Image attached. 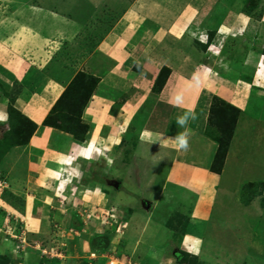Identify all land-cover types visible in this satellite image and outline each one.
<instances>
[{"label": "rangeland", "instance_id": "obj_1", "mask_svg": "<svg viewBox=\"0 0 264 264\" xmlns=\"http://www.w3.org/2000/svg\"><path fill=\"white\" fill-rule=\"evenodd\" d=\"M44 1L0 0V112L7 117L0 121V264H154L158 259L161 264H179L175 252L178 245L173 242H178L183 232L200 236L201 242L197 260L190 259L186 264H264V206H245L242 203L247 196H234L233 201V196L221 190L212 198L209 216L201 223L192 218L190 224L192 196H157L167 169L165 161L152 159V149L147 154L141 152L146 143L137 127L145 121L143 115L132 119L123 134L115 130L107 134L109 126H104L100 137L114 139L118 134L119 145L108 151L97 145L104 154H94L87 162L77 155L71 172H77L78 177L63 179L56 175L53 183L49 177L44 182L48 172L45 163L56 151L65 153V144L74 136L65 129L46 128L43 120L48 103L39 104L47 81L59 80L66 87L79 71L96 77L93 92L110 96L108 89H114L111 95L120 96L129 92L133 80L121 73L124 67L129 74L141 76L144 70L140 63L149 59L151 66L161 65L158 56L170 55L172 49L183 54L192 50L193 57L202 56L197 57L198 62L216 68L226 62L229 72L235 74L253 49L250 39H264V26H259L264 23V0H235L228 11L223 8L230 0H71L70 5L69 0H53L59 6L68 5V9L60 7L66 9L67 19H60L61 24L54 26L44 19L31 25L35 9L44 6ZM223 14L229 16V26L240 15L258 22L239 31H227L230 34L225 41L209 40L204 46L199 39L208 37L206 29L224 21ZM44 28L46 36L41 35ZM31 30L37 31L39 40H32L29 50L23 43ZM212 32L214 37L217 31ZM130 34L131 39H125L123 46L115 40ZM177 35L181 39L177 40ZM101 43L112 44L111 50L105 48L107 54H113L118 46L117 51L131 54L123 68L114 69L115 74L126 76L123 85L117 84L115 74L110 73L114 61L111 55L97 50ZM173 62L177 65L178 61ZM31 75L36 79L29 80ZM142 81L145 86L147 78ZM10 108L30 120L37 121L46 114L37 123L32 120L36 126L26 136L28 131L12 132L19 120L9 116ZM82 115L80 120L85 123ZM15 139L23 142L11 143ZM68 156L75 157L72 153ZM90 182L96 183L95 191L85 190L92 186ZM15 183L19 189L14 191ZM45 186L49 190L44 191ZM168 189L173 192L176 187ZM207 198L209 202L211 197ZM99 235L107 239H94ZM169 241L173 243L171 248ZM95 243H105L104 250L99 251ZM165 250L167 256L160 258Z\"/></svg>", "mask_w": 264, "mask_h": 264}, {"label": "crops", "instance_id": "obj_2", "mask_svg": "<svg viewBox=\"0 0 264 264\" xmlns=\"http://www.w3.org/2000/svg\"><path fill=\"white\" fill-rule=\"evenodd\" d=\"M72 1L69 0V3L67 1V4H72ZM82 2H85V0H82ZM43 3L45 4L44 6L35 9L36 18H34V21H31V23H33L31 25L39 24L37 21L38 19L46 20L49 26H54V24L58 22V24H61V20L67 19L64 18V11L69 8L66 3L60 6L53 2V0H45ZM228 3L230 6L225 5L223 8H226L227 11L234 6L235 0H230ZM60 7L67 8L63 10ZM241 7L244 8L243 5ZM39 12L41 14H39ZM228 17L224 16V21L219 22V26H215L213 29L210 27L206 29L208 32L212 30L217 31L212 38L213 43L216 40L223 42L228 38L230 32L239 31L243 26L248 27L249 24L258 22L247 20L244 16L240 15L237 17V20L235 19L234 22H232L234 24H230L229 26L227 25V23H229ZM70 21L71 20H69V23L75 24V22ZM202 25H205V23L203 22ZM260 25L264 26V23L259 24V26ZM44 29L45 32L41 33L42 36L47 35L46 28ZM171 35L173 34L171 33ZM25 37L29 42L26 40L27 42H24L23 45L24 47L29 46V50H31L32 46H30V42H32V40L38 41L39 35L37 31L31 30ZM128 37L131 39V34L127 37L119 36L118 39L115 40L118 42L120 41V44L123 46L126 43L124 40L129 39ZM178 37L177 35V40L181 39ZM256 37L257 36H254L253 39H250L253 49H250L243 58L241 62L242 65L237 68L238 71L235 73L237 75L229 72V67L226 62L217 67V69L216 66L214 67V64L206 65L204 62H198L197 59L202 56L196 55L193 57L192 50L189 53L183 54L181 50L172 49L171 51L173 53L170 51V55L172 53L171 58L168 53H162L161 56H158V61L162 63L161 65L158 63L159 65L157 66L156 64L151 66L152 61L150 62L149 59L142 64L138 62L144 71L141 76H138L139 74L134 76L133 74H129L130 71H127L123 66L131 54L117 51V49L119 50V46L113 54L108 52V54L111 55V60H114L110 73L115 74V68L124 67L121 73L125 72L129 78H133V80H130V90L126 93L123 92L120 96L111 95L114 89L113 91L112 89H108L109 94L111 93L110 96L93 92L83 109L82 119L89 125L84 139L78 140L74 138L65 144V153H59L58 151L53 153V156L45 163L44 169L46 168L51 174L48 172L45 173L47 177L44 178V182H48L52 179L53 183L58 177L63 179L69 176L73 178L78 177L76 174L77 172L74 174L71 172V168L76 164L77 155H80V157L82 156L83 162L89 161L91 158H86L83 153L87 150L90 143L95 145V148H98L97 145H100L101 150L105 151L110 150L111 147H116L120 143L118 134H123L127 131L126 126L132 119L143 115L145 116V121H142V125L137 127V129L140 130L139 137L145 136L146 133H150L151 140L147 137L144 138L145 141L142 142L146 144H142V146H145V150L143 151L141 149V152L146 153L152 149L150 150L152 152V159L157 163L165 161L167 169L163 180L159 182L161 186L157 188V196H192V214L188 221L190 224H192V221H190L192 218H196V220L199 219L198 221L201 223L200 221H202L203 218L205 219L209 216L211 213L210 203L212 198L213 196H217L221 190H225L230 196H233V201L234 196H247L245 197L247 199L242 203L245 206L252 203H259L258 205L264 206V116L262 115V113H264V51L262 50L264 39H261L260 36H258L259 38ZM200 43L202 42L200 41ZM107 46L109 45L101 43L97 47V50L101 54L107 56V50L105 49ZM112 48L111 44L108 50ZM148 56L152 57V55ZM167 58L170 59L169 62ZM182 59H185L184 62H181ZM172 61H178L177 65L176 62L171 64ZM181 63H184V66H181ZM162 65L168 66L171 71L162 89L158 93H155L151 90V87ZM203 68H206V70ZM145 70H147V73ZM200 71L202 72L200 73ZM247 73L250 74V78L246 79L245 76ZM116 75L117 74H115V81L117 84L121 83L120 85H123L124 80L125 83L127 82V78L126 76L124 77L123 74L117 75L118 77ZM32 78L33 76L31 75L29 80ZM145 78H147V83L144 81L145 86H142L144 83L143 81L141 82V79ZM16 80H18L17 82H19L20 85L26 86V89H28L27 85L22 83L19 78H16ZM43 87L44 89L41 91L43 94L45 91V95H40L39 98L41 101L39 104L43 106L45 103H48L47 113L64 90L65 84L59 80H51L47 81ZM30 89L29 87V90ZM50 89H54L53 91L55 93H53V97L51 96ZM260 92L261 94H259ZM240 94H242L241 97ZM178 95L181 97L179 106L176 105V97ZM213 95L219 96L240 109L235 130L230 140L221 172L219 173L210 170V163L217 146L215 130L210 129L207 125L208 108ZM187 109H194L197 119L194 121L190 120L187 126L191 129L189 149L187 151H177L174 148V138L185 129L181 128L176 121L178 117L185 114ZM46 113H44V115ZM108 114L115 115L108 116ZM44 115L40 116L37 121L34 119L32 120L37 123L43 120ZM85 115L89 116L87 120H85ZM104 126H109L107 134H109V132L111 134L113 130L117 131L118 134L115 135L114 139H109L110 136L108 135L104 137L105 139L100 137L102 136L101 130ZM45 127L51 129V127ZM120 128H122V130H120ZM51 130L54 131V129ZM107 130L108 129H106V131ZM246 149H250V153L246 154ZM71 153L75 156L73 159L68 156V154L71 155ZM98 153L99 152L93 151L92 155ZM201 160H206V164L202 163ZM56 175H58V177ZM48 177L50 179H48ZM93 183L94 182H90L92 186L88 185L85 190L88 192L95 191L97 185ZM15 185L16 183L13 184L14 191L19 189ZM66 185L69 187V184ZM168 186L176 187L177 191L174 190L172 192L168 189ZM244 187L245 190H243ZM47 190H49V188L45 186L44 191ZM44 191H41V193ZM168 192L170 194H168ZM25 196L37 195L25 194ZM208 196L211 197L209 202ZM193 197H195V200H193ZM240 200L239 198V201ZM25 204L27 205V202ZM147 210H149V208H147ZM16 212L18 214V211ZM32 231L36 232L35 230ZM101 236L99 235V237H95L94 239H97V241L102 239V237H104L105 240L107 239V236ZM186 237L188 238L187 240L185 239ZM197 241H200V236L194 235L192 232H186L178 242H173L178 245V251L175 252L178 253L179 251H183V249L189 246H198L200 249V243L197 245ZM105 243L104 245L95 243L94 247L97 246L96 248L102 251L105 248ZM169 243L171 248L173 243L170 241ZM167 253L168 251L165 250L159 257L167 256ZM154 264H161V262L158 259V262Z\"/></svg>", "mask_w": 264, "mask_h": 264}, {"label": "trees", "instance_id": "obj_3", "mask_svg": "<svg viewBox=\"0 0 264 264\" xmlns=\"http://www.w3.org/2000/svg\"><path fill=\"white\" fill-rule=\"evenodd\" d=\"M250 8L251 7H249V9ZM249 11L251 12L252 8L251 10H248V12ZM208 33V41H211L213 38V32L210 31ZM169 74V67L163 65L154 79L151 90L158 93L164 86ZM95 84L96 77L92 74L83 71L76 72L72 81L64 88L51 106L47 116L43 120V125L65 129L69 133H72L75 139L83 140L88 131L89 125L82 122L80 117L84 107L93 94ZM9 111V116L11 114V116L17 117V120H19V122L17 121L19 123L18 126H12V128L14 127V129L11 128L12 132L15 130H18V132L22 130L24 133L25 131H28L26 135L28 136L35 128L36 124L17 110L10 108ZM239 113L240 109L233 104L225 101L217 95L212 96L208 108L207 125L210 129H214L216 133L215 139L217 146L210 163V170L214 172H221L223 161L235 130ZM25 123L27 126L24 125ZM20 142H23V140L15 139L11 143L19 144ZM178 253L177 260L179 264H186L190 259L196 261L198 257V255L190 254L187 251H179Z\"/></svg>", "mask_w": 264, "mask_h": 264}, {"label": "clouds", "instance_id": "obj_4", "mask_svg": "<svg viewBox=\"0 0 264 264\" xmlns=\"http://www.w3.org/2000/svg\"><path fill=\"white\" fill-rule=\"evenodd\" d=\"M208 35V34H207ZM203 44H206L208 41V37H205L204 39H199ZM210 49V48H209ZM181 97L178 95L176 97V105L179 106V102H180ZM7 117L5 114L0 113V121H6ZM197 119V115L195 113L194 109H187L185 111V114L178 117L177 118V124L181 127L184 128L185 130L183 132L178 133L175 138H174V148L177 151H187L189 149L190 146V137H191V129L188 128V123L190 120H196ZM145 137H147L149 140H151V134L150 133H146L145 136H142V139H144ZM93 151L99 152L101 155H103L104 153L98 149L95 148V145L93 144H89V147L87 148V150L83 153V155H85L86 158H91ZM111 162V161H110ZM186 240L188 239L187 237L185 238ZM201 243L200 241H197V245ZM183 251H187L190 254L193 255H199V247L198 246H189L186 247V249H183Z\"/></svg>", "mask_w": 264, "mask_h": 264}, {"label": "water", "instance_id": "obj_5", "mask_svg": "<svg viewBox=\"0 0 264 264\" xmlns=\"http://www.w3.org/2000/svg\"><path fill=\"white\" fill-rule=\"evenodd\" d=\"M147 206H148V204H147Z\"/></svg>", "mask_w": 264, "mask_h": 264}]
</instances>
